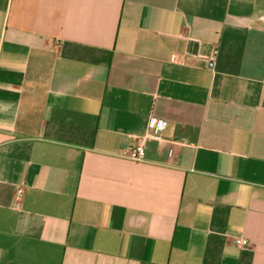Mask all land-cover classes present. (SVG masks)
Instances as JSON below:
<instances>
[{"label": "crops", "instance_id": "0c3cea01", "mask_svg": "<svg viewBox=\"0 0 264 264\" xmlns=\"http://www.w3.org/2000/svg\"><path fill=\"white\" fill-rule=\"evenodd\" d=\"M0 264H264V0H0Z\"/></svg>", "mask_w": 264, "mask_h": 264}, {"label": "built area", "instance_id": "2783aa9c", "mask_svg": "<svg viewBox=\"0 0 264 264\" xmlns=\"http://www.w3.org/2000/svg\"><path fill=\"white\" fill-rule=\"evenodd\" d=\"M219 48L218 46H212L209 50V52L205 55V60H206V68L211 71V72H215L216 66H217V62H218V57H219ZM173 62H178L179 61V57L178 56H173L172 58ZM150 127H153V123L152 121H150L149 123ZM185 129V128H183ZM147 139H155L158 140L160 142L165 141L166 140L161 136V135H156V134H152L149 133L147 136ZM169 155L172 157L174 155V149L170 148L169 150ZM145 156V144L141 143V144H137L134 148V150L132 151V159L136 160V161H143ZM235 239L234 242L238 247L244 248L250 245L249 240L242 238L241 236L235 235Z\"/></svg>", "mask_w": 264, "mask_h": 264}]
</instances>
